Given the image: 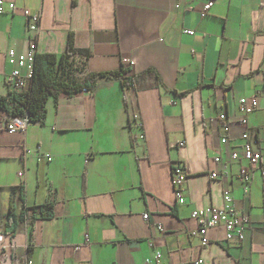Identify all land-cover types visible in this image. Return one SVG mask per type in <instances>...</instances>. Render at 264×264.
Returning <instances> with one entry per match:
<instances>
[{"label":"crops","instance_id":"crops-1","mask_svg":"<svg viewBox=\"0 0 264 264\" xmlns=\"http://www.w3.org/2000/svg\"><path fill=\"white\" fill-rule=\"evenodd\" d=\"M4 1L15 9L0 13V96L9 92L5 52L27 48L24 9L40 11L37 53L60 55L73 34L79 83L120 67L125 76L149 71L135 86L104 77L91 90L49 97L42 122L23 133L0 131L4 244L32 264H264V0H212L202 18L197 10L207 0ZM242 96L258 98L247 117L261 151L255 168L230 159L241 152ZM133 114L142 139L134 137ZM37 146L50 162L24 155ZM173 162L186 171L183 204L174 196ZM224 191L248 219L244 238L227 242L215 227L202 246L189 235L197 226L191 211L220 206ZM10 205L16 226L5 234ZM42 205L51 207L49 216L40 214Z\"/></svg>","mask_w":264,"mask_h":264},{"label":"built area","instance_id":"built-area-1","mask_svg":"<svg viewBox=\"0 0 264 264\" xmlns=\"http://www.w3.org/2000/svg\"><path fill=\"white\" fill-rule=\"evenodd\" d=\"M212 0L203 2L200 8L197 10L199 17H204L208 14ZM15 9V5L12 2H5L0 0V13L12 12ZM23 16L25 18V38L27 39V48L21 53H16L13 49H9L5 52L7 62L11 66V70L6 75L5 82L9 88V92L20 91L27 87L28 80L32 76V69L34 63V57L37 53V36L39 33V20L40 11H30L28 9L23 10ZM184 33L192 35V30L184 29ZM8 92V93H9ZM258 107L257 96L250 97H239L237 101V111L239 113L238 122L242 125L243 130L240 138L242 140L241 152L236 151L230 153V159L232 161L242 158L245 160L251 168H255L261 159V151L257 148V142L253 136L250 135L248 130L247 117ZM219 119H225L224 114L218 115ZM131 127L134 130V137L142 139L144 137L142 122L140 121L137 114L131 116ZM29 121L27 116L19 118H11L5 113H0V131L8 132H24ZM222 130L227 132L229 130L228 122L224 123ZM220 142L225 144L227 142L226 135L220 137ZM184 145V141H179L177 146L181 147ZM24 155L28 156L35 153L37 161L42 158L46 162H50L52 157L49 153H43L40 147L37 146L34 151L24 148ZM219 157L214 158V162H219ZM22 175V171L18 172V176ZM216 173H212L211 177L215 178ZM262 176V219L261 228L264 231V171H261ZM240 178L244 183L249 182L250 171L245 168L240 170ZM186 180V171L180 162L172 163V185L174 196L179 204L185 202L183 184ZM191 218H193L197 226L189 231V235L198 237L201 245L206 246L208 244V238L206 232L210 228L222 227L225 231V240L230 243L239 244L244 238V229L248 226V219L244 215L240 214L232 204V197L228 191H224L222 194V204L220 206H207L204 208H196L191 211ZM143 219L147 220L148 215L144 214ZM162 231L161 226L157 227ZM87 242V236H85ZM28 245H25V249ZM162 257L161 253L156 251L153 258L160 260ZM150 259L146 258L145 263H149ZM0 264H32L31 259L27 256L26 252L17 254L15 247L9 245L8 247L4 244L2 236L0 237ZM191 264H201V260H196Z\"/></svg>","mask_w":264,"mask_h":264},{"label":"trees","instance_id":"trees-1","mask_svg":"<svg viewBox=\"0 0 264 264\" xmlns=\"http://www.w3.org/2000/svg\"><path fill=\"white\" fill-rule=\"evenodd\" d=\"M75 52L74 38L70 32L66 39L65 49L60 55L36 53L32 76L28 80L27 87L0 96V113H5L11 118L27 116L29 123L42 122L49 97H57L61 93L71 94L82 90H91L95 82L104 77L116 79L123 86H135L137 81L146 78L149 73L147 71L138 75L125 76L127 70L120 67L115 71L89 73L79 83L78 75L81 71L73 62ZM37 207H39V212L43 217L50 215L51 207L49 205ZM16 220L13 206L10 205L5 224V234L14 232Z\"/></svg>","mask_w":264,"mask_h":264}]
</instances>
